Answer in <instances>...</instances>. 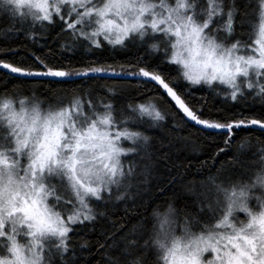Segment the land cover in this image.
Returning <instances> with one entry per match:
<instances>
[{
    "label": "snow or ice",
    "instance_id": "snow-or-ice-1",
    "mask_svg": "<svg viewBox=\"0 0 264 264\" xmlns=\"http://www.w3.org/2000/svg\"><path fill=\"white\" fill-rule=\"evenodd\" d=\"M0 15L11 22L0 39L24 34L41 52L0 47L2 57L24 51L0 59V264H76L73 236L108 218L98 206L141 195L153 167L147 133L169 117L181 115L178 129L220 132L213 167L241 130L264 134V0H0ZM157 53L163 61L148 59ZM11 79L40 83L25 94L7 87ZM99 80L139 81L127 84L134 90L152 84L176 111L150 97L118 112L113 98L124 86L88 84ZM193 86L230 100L229 114L192 95ZM249 96L261 102L258 115ZM251 139L237 152L252 158L239 171V155L222 161L194 211L169 203L137 224L127 208L109 220L100 247L117 255L106 254L108 264H148L150 255L152 264H264V141L253 151ZM118 235L119 244L107 243Z\"/></svg>",
    "mask_w": 264,
    "mask_h": 264
},
{
    "label": "trees",
    "instance_id": "trees-1",
    "mask_svg": "<svg viewBox=\"0 0 264 264\" xmlns=\"http://www.w3.org/2000/svg\"><path fill=\"white\" fill-rule=\"evenodd\" d=\"M10 21L7 17L0 15V30L7 28L10 25ZM247 29L237 28V32L246 31ZM60 31L59 27L50 28L48 43H52L57 33ZM247 39V37H243ZM67 37H61V42L66 40ZM44 43V41H41ZM20 49H29L36 51L37 54H41L40 50L35 48L31 41H29L24 34L19 36H13L5 39H0V47H8ZM55 47H59L57 43ZM137 48L139 46L137 45ZM137 48H133L132 52L137 51ZM47 51V49H44ZM140 54L143 55V50H140ZM24 51L19 52V56H23ZM82 55L80 51H77L75 55L69 54L68 59H77ZM100 56V53L96 54ZM105 56L107 53L104 54ZM19 56H7L0 59H6L12 61L18 59ZM86 59H93L94 57H85ZM68 59L64 60V63L68 62ZM118 60H123V56H118ZM148 59H154L156 62L163 61V56L157 53L154 57H148ZM166 73H170L175 77L177 72L174 68H169L162 65ZM3 71H0V76H3ZM38 84L39 80L24 81L22 79H11L8 81L7 87L10 89L13 85H17L26 94V85ZM136 85L139 81H120V80H99L89 81L88 84L98 87L99 85H111L120 84L124 86V90L113 98V103L117 111L126 109L129 103H140L150 97H162L160 107L169 112L175 113V109L170 106L168 98L163 93V90L153 86L152 84L146 85L139 90L128 88L127 84ZM195 97H207L212 103H214L216 109L225 110V114L228 115L227 109L232 108L233 104L230 100H226L223 95H216L214 91L209 90L206 86H193L189 89ZM5 91L3 87H0V92ZM143 93V95H141ZM103 94V93H101ZM38 97L44 99L48 94L43 89L36 93ZM243 103V102H242ZM247 103L254 105L257 108V112L253 113L258 115V109L261 105L260 100H254L251 96L247 98ZM236 111H239V106L236 107ZM251 115V114H250ZM182 117L176 114L175 120L171 117L165 121L159 128L150 130L147 134L152 137L151 147L148 149L153 154V167L151 170V176L148 178L146 186L141 189V195L137 197L133 204L129 201L127 204L116 202L115 205H108L105 209L104 205H99L98 210L108 212L107 219H98L95 224L88 225L79 235H74L73 240L76 242L77 248V260L76 264H108L107 255L115 256L117 251L115 249L109 250L107 248H101L100 245L105 243L104 233L111 232L112 228L109 220L119 219L125 216V208L129 210L130 215L128 219L131 224H137L140 217H148L151 215L152 210L159 208L164 210L169 203H172L177 209H186L187 211H194L198 206L199 199H202L201 193L207 192V187L204 182L207 181L209 176L216 175L217 169L220 167L222 161L239 155V162L236 164L237 170L247 164L252 158L250 151L237 152V145L244 137H251L252 150L254 151L257 145V138L264 141V134H261L258 130H241L233 142L231 151L227 153V156L221 154L216 157V165L213 167V155L218 150V147L222 148L223 137L220 132L215 131H201L199 127H193L190 123L183 124L181 128H175L174 125L177 121H181ZM163 144V147H162ZM143 155V153H141ZM163 189V194H161ZM187 206V207H186ZM84 240H87L89 246L85 249H80L79 244ZM120 236H116L114 240H108V244H119ZM123 245L121 244L120 247ZM148 264H152L155 260L154 255L148 256Z\"/></svg>",
    "mask_w": 264,
    "mask_h": 264
},
{
    "label": "water",
    "instance_id": "water-1",
    "mask_svg": "<svg viewBox=\"0 0 264 264\" xmlns=\"http://www.w3.org/2000/svg\"><path fill=\"white\" fill-rule=\"evenodd\" d=\"M209 131H212V130H209ZM215 132H219V131H215Z\"/></svg>",
    "mask_w": 264,
    "mask_h": 264
}]
</instances>
